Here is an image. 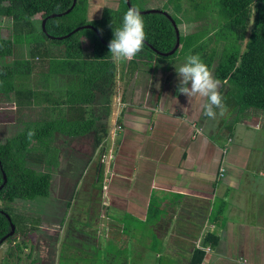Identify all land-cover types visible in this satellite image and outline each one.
Here are the masks:
<instances>
[{
	"label": "trees",
	"instance_id": "16d2710c",
	"mask_svg": "<svg viewBox=\"0 0 264 264\" xmlns=\"http://www.w3.org/2000/svg\"><path fill=\"white\" fill-rule=\"evenodd\" d=\"M184 1L187 6L184 10L181 0H175L172 7L177 12L183 11L182 18L169 10L168 3L160 8L171 16L178 29L179 45L174 53L168 56L158 54L170 51L175 45L177 35L170 18L162 11L141 13L146 39L143 49L132 60L157 59L167 62L179 56L180 62H184L188 55H198L213 76L221 81L219 92L232 117L231 123L224 124L220 119L215 124L218 126L215 130L218 134L226 130L234 138V122L249 110L264 114V0ZM129 2L134 6L133 0ZM72 4L73 0H0V17L10 18L13 29L11 37H0V101L11 102L16 108L49 106L52 111V115H47L43 121L29 122L23 132L0 143V202L47 196L50 173L37 171L28 164L57 167L59 149L51 145L56 133L63 137L85 135L95 130L98 121L108 117L107 110L102 112L92 107L98 103L107 108L115 88L117 64L110 55L108 44L102 42L91 28L73 32L61 39L57 37L68 34L77 26L91 24L104 40L110 42L114 38V28L121 25L123 15L129 8L122 0L117 9L103 8L99 18L89 20L86 0H76L68 13L48 17L66 11ZM37 14L47 18V32L54 38L44 32L42 23L39 30L33 25L31 20ZM204 18L209 22L208 29L184 34L180 32L178 26L183 21L194 22ZM82 32L91 40L89 58L100 60L98 74L75 72L76 60L84 58L80 40ZM49 41L52 45L61 46L62 53L44 61L46 50L43 48ZM26 42L33 43L29 50L31 55L13 56V45ZM11 54L14 58L10 56L12 59L5 62L3 56ZM33 72L48 76L77 74L81 81L76 87L58 91L55 98L53 90L34 89L29 82H21L24 78L27 81ZM122 77H125V67ZM98 98H101L100 102ZM198 119L199 115L196 124ZM30 131L35 133L31 138L28 135ZM42 142H46V149L36 150V145ZM96 172L100 173L99 167ZM151 199L148 218L159 214L158 203ZM0 209L9 214L1 205ZM11 221L15 230L5 240H12L16 235V223L12 217ZM9 230V221L0 212V238ZM204 255L203 250L195 249L189 264L203 263Z\"/></svg>",
	"mask_w": 264,
	"mask_h": 264
},
{
	"label": "rangeland",
	"instance_id": "374dc122",
	"mask_svg": "<svg viewBox=\"0 0 264 264\" xmlns=\"http://www.w3.org/2000/svg\"><path fill=\"white\" fill-rule=\"evenodd\" d=\"M117 1L118 0H108L107 6L113 7L115 6L113 3H116ZM121 1L122 0H120L119 3ZM174 1L175 0H133V4L139 8V10H143L150 8L151 6L161 8L165 3H168L169 10L182 18L184 15L183 11L177 12L176 10H172ZM181 1H183L182 9L184 10L187 6L185 5L184 0ZM102 2L103 0H98V2H95L96 6L90 7L89 1L87 0V12H89L91 8L92 13L98 18L101 14ZM86 14L88 15V13ZM42 18L43 14H38L33 19L37 28L40 27ZM0 24V37L12 36L13 29L11 27V19L5 17L0 18ZM208 24L209 22L204 18L194 22L183 21L178 27L180 32L184 34L192 30L208 29ZM80 37L83 52L88 55L91 49V42L88 38L89 36L82 32L80 33ZM49 42H47V44L53 49L51 54L53 56L60 55L62 53V47L52 45ZM12 54L17 57H24L29 56L30 51H28L27 44L22 46L14 44ZM12 54L5 55L3 58L10 60L14 58L12 57ZM10 56L12 58H10ZM178 58L179 56L170 58L167 62L159 61L157 59L149 61L145 59L141 61L138 59L131 61L115 60L117 64L116 84L110 97V105H108L107 108L101 107L98 103L95 106H92L98 111L101 110L103 112L107 110L109 112L108 117L97 122V127L95 128L96 131H90L85 135L63 137L61 136L62 134L56 133V139L51 143V145H54L59 149V152L57 153V167H53L54 169L46 167V164H40V166H38V164H29V166L37 171L50 173L51 178L48 195L37 196L34 199L28 200L17 199L12 202H0V205L9 212L10 217L15 221L16 234L17 232L19 233L25 219L43 227H49L51 224L57 222L60 223L65 213L68 222L66 223V228L69 230L68 241H72V243L79 242L83 245L85 244V240L93 232L89 231V229L92 230V226L95 223V221H93L85 225V221L88 222L89 218L97 215L98 209L104 204H106L108 208V202L100 198L102 189H100L99 186H93L91 175L86 174V172L83 174V171L86 170L85 165L87 164L90 166V161L98 159L104 150L107 149L108 153L111 147V140L107 139L106 142L102 143V138L110 135V133L116 129H118L117 144L110 152V160L113 163V167L111 174L112 181L109 186L114 193L113 197L115 200L112 206L109 207V209L113 211V217H110L112 219L122 218L121 210H124L122 207L123 198L116 194L119 189L123 192L126 191L124 180L128 173L131 172L134 174L136 180L135 182H132L129 193L136 189L143 194H147L146 191L148 190L149 185L145 184V182L152 183L153 176L149 171L140 173V167L142 168L146 165L145 160L147 161L149 158L153 159L156 157L167 158L166 154L169 152V149L172 148L174 140L179 144L177 145L178 147L186 145V139L179 137V140H177V130L174 133V127L177 124L179 125L181 118H184L185 116V118L191 123L193 118L197 119L199 115L198 126L201 128L196 130L198 132H196L195 129L191 130H194L198 136L200 133H205L204 140L207 142H209V135H220L218 136V140H221L224 135L227 136L229 134L226 130L220 132V134L215 130V128L218 127L215 124H217L220 119L224 121V124L226 122L231 123L232 117H230L229 108L225 107L223 114H221L220 109H217L215 118L207 117L202 112L197 115L191 110L188 97L183 94H178L177 86L179 78L176 72V67L185 62H183V60L180 62ZM124 67L125 77L123 78L122 72ZM38 74V72H33L28 77L27 81L24 78L21 82L26 84L29 82L30 86L34 89L47 88L46 90L48 91L53 90L54 94H56L54 95L55 98L58 97V91L70 87H76L81 81V77L77 74L68 75L67 73H61L50 74L49 76ZM11 98L14 99V97ZM184 99L187 100L185 106L183 105L185 102ZM100 100L101 98H98L99 102ZM171 100H175V103L173 104ZM41 104L46 105L45 102H41ZM176 104L179 111H176L173 115L172 112ZM49 108V106L33 105L29 110L26 108L23 110L22 107H15L14 109L12 103L0 101V143L23 132L29 122L34 120L43 121V119L47 118V115H52V111ZM49 110L51 112H49ZM123 110L124 115L122 114ZM137 122L141 124L139 129H136L134 126ZM190 123L189 127L191 126ZM247 125L249 127H246ZM263 126L264 114L249 110L239 121L234 122V138L227 142V152L225 154L221 152L220 148H222V145L219 146L220 148L217 147L218 151L220 150V153L224 155V158L238 159L237 163L232 166L233 171L244 172L238 177V181L236 180V183L239 184L236 191L238 194L230 195V197L226 199L227 205H224L225 210H228L229 214H231L232 221L239 218L238 215H240V208L242 209L241 199L244 189L245 191H252V193L255 194L253 207L256 209V216H258V218L264 216L259 212L260 206L264 204V180L260 179V177L256 178L258 172V159H264ZM222 127L224 126L222 125ZM191 130H187L188 135H190ZM131 132H133V135H131ZM112 135L114 136V133H112L111 136ZM46 146V142L39 143L36 145V150L43 151L46 149ZM242 158H254L253 166L249 169L242 170L243 167L240 165L245 163V160ZM106 160H104V163H106ZM135 160L136 163H134ZM237 166H239L240 169H236L238 168ZM229 179H232V177ZM229 183L234 184L232 180ZM82 200L83 203H86L83 212L84 218L79 209V201L81 202ZM195 201L196 200L192 197L187 200L182 199L181 201L180 207L182 209L180 210L179 220L187 222L188 226L183 227V230L185 231L194 230L193 223L189 221V219L191 216V209L195 207L197 208ZM30 202L34 203L33 207L28 206L30 205ZM68 204H74L75 206L73 205L69 209H66L65 207ZM27 209L31 211L29 212ZM32 209L36 210L32 211ZM46 212L48 215H45ZM75 219L83 220V222L78 228L73 229L75 226H78V224L76 225ZM99 222H101V220ZM255 225H257L255 230L263 229L264 219H257L256 217ZM156 226L158 231L162 233V227L158 225ZM145 227L147 231L151 229L148 225ZM157 237L158 238L155 239L159 242L160 239L165 240V243H163L165 250L167 239L159 236ZM171 238L172 236L169 234L168 242H170ZM184 238L186 239V237L177 238L176 241L185 242ZM50 239H52V237H50ZM55 239L56 237H54L51 242V248L48 251L49 253L55 252ZM253 239H255V237H253ZM10 241L11 240H4L0 244V264L9 263L7 262V260H9V257L7 256L9 255L6 253H14L18 248L16 244L11 243ZM151 241L156 242L152 239ZM38 248L39 246L37 245L36 250ZM153 249L154 244H150L147 241L146 256L150 260H145V264H172L173 261H177V257L174 256L176 249H170L168 251L163 250L164 255L160 263L157 259H153ZM33 251L35 252V249ZM182 261H184L183 256L174 264H182ZM109 263L129 264L122 260H108L107 264ZM74 264L81 263L76 261Z\"/></svg>",
	"mask_w": 264,
	"mask_h": 264
},
{
	"label": "crops",
	"instance_id": "0c3cea01",
	"mask_svg": "<svg viewBox=\"0 0 264 264\" xmlns=\"http://www.w3.org/2000/svg\"><path fill=\"white\" fill-rule=\"evenodd\" d=\"M88 1L90 7L96 6L95 2H98V0ZM119 1L113 3L117 7L110 8L117 9L121 3ZM107 5L108 0H103L102 10L109 7ZM91 10L90 8L87 12V18L89 20L97 19V16ZM36 16L31 21L37 28L33 21ZM39 29L40 27L37 28V30ZM24 44H27L28 51L30 47H33V43L30 42L18 45L22 46ZM50 48L51 46L46 43L43 48V50H46L44 61L53 58L51 54L53 49ZM7 61L9 60L5 62ZM74 67L76 73L98 74L100 72V60L89 58V54H84V58L76 60ZM184 101L183 105L185 106L187 100L184 99ZM171 102L174 104L175 100H171ZM30 107L32 106L23 107V110L25 108L29 110ZM176 111H179L177 104L172 112L173 115ZM122 114L124 115V110ZM196 120L193 118L190 123L184 116V118H181L179 125L177 124L174 127V133L177 130L176 139L179 140V137L186 139V145L178 147L179 144L174 140L172 148L166 154L167 158L156 157L153 158L154 160L149 158L147 161L145 160L146 165L140 167V173L149 171L153 176L152 183L145 182L149 185L146 191L147 194H143L136 189L129 193L132 182L136 180L134 174L128 173L124 180L126 191L123 192L119 189L116 194L123 198L122 207L124 210H121L122 218L120 219L110 218L113 211L109 207L115 202L114 193L109 186L112 181L113 163L111 160L106 159H104L106 160V163H104L103 159H100L101 156L98 159H90L91 164L90 166L85 165L86 170L83 171V174L84 172L90 174L92 185L99 186L102 189L100 198L108 202V208L104 204L98 209L97 215L89 218L88 222L85 221V225L95 221L92 230L89 229L93 232L87 237L88 240H85V244L68 241L69 230L66 228L68 222L65 213L60 223L51 224L49 227H43L25 219L19 233L17 232L10 241L17 245V250L14 253L5 252L9 255L7 256L9 257L7 262L9 263L7 264H74L76 261L81 264H107L108 260H122L129 264H145V260H150L146 256L147 241L154 244L153 259H157L159 263L162 260L164 251L176 249L174 256L177 257V261L183 256L184 261L181 263L189 264L194 250L201 249L205 253L201 264H264V228L255 230L257 228L255 218L264 219V216L261 218L256 216V209L253 207L255 194L252 191L243 190L242 209L239 210V218L232 221L231 214L228 210H225L224 205H227L226 199L230 195L238 194L236 191L239 184L236 183V180L238 181V177L244 172L233 171L232 169L238 159L224 158L222 154H225L228 150V148L226 149L229 141L227 137L224 135L225 137L223 136L221 140H218L220 135L208 136L209 142H207L204 140L205 133H200V137L197 135L196 132L198 131L196 130L201 127L195 123ZM189 129H195L196 132L191 130L190 135H188L187 130ZM111 134L103 137L102 143L106 142L107 139H112L111 147H115L118 138L116 137L113 140ZM131 135H133V132H131ZM221 145L222 148L219 147ZM217 147L220 148L222 153H220V150L218 151ZM104 152H107V149ZM242 159L245 160V163L240 165L243 167L242 170L253 166L254 158ZM136 160L134 163H136ZM47 167L53 168L54 166ZM98 167L100 169L99 174L96 172ZM237 167L236 169H240L239 166ZM221 170L224 171L222 175H220ZM257 170L256 178L260 177L264 180L263 158L258 159ZM231 177L232 179H229ZM231 180L234 184L229 183ZM191 197L196 200L195 204L197 206L196 209L189 208L191 209L189 221L193 223L194 230L185 231L183 227L188 225L187 222L179 220L180 210L182 209L180 206L182 199L187 200ZM151 198H154L158 203L159 214L156 217L148 218L147 210ZM33 204V202H30L28 206L33 207ZM73 205L68 204L65 208L69 209ZM85 205L86 203H83V200L79 201V209L83 218ZM35 210L32 209V211ZM259 212L264 215V204L260 206ZM45 215H48V213L46 212ZM75 220L78 226L73 229L78 228L83 222V220ZM100 220L101 222H99ZM146 225L151 229L147 231ZM156 225L162 227V233L158 231ZM169 234L172 236L170 242H168ZM157 236L167 239L165 250L163 245L165 240L159 238V242L155 239L158 238ZM54 237H56L55 252L49 253ZM183 237H186V239L184 238L185 242L176 241L177 238ZM151 239L156 242H152ZM37 245L39 248L36 250ZM207 248H209L208 252L206 251ZM177 261H173L172 264Z\"/></svg>",
	"mask_w": 264,
	"mask_h": 264
},
{
	"label": "clouds",
	"instance_id": "9594fccd",
	"mask_svg": "<svg viewBox=\"0 0 264 264\" xmlns=\"http://www.w3.org/2000/svg\"><path fill=\"white\" fill-rule=\"evenodd\" d=\"M145 39L146 33L141 12L139 8L131 7L124 13L121 25L114 28V38L108 45L110 55L114 60L131 61L143 49ZM176 72L179 78L177 92L188 97L194 114L198 115L202 112L207 117L215 118L216 109H220L223 114L225 106L219 92L221 81L213 76L211 70L198 55H188L185 62L176 67ZM134 126L139 129L141 124L137 122ZM34 134L30 131L29 138ZM226 137L228 140L231 139L229 135ZM110 140L112 145V139ZM112 148L113 146L110 147L108 153L103 151L100 156L108 154L106 159L110 160Z\"/></svg>",
	"mask_w": 264,
	"mask_h": 264
},
{
	"label": "water",
	"instance_id": "95a60500",
	"mask_svg": "<svg viewBox=\"0 0 264 264\" xmlns=\"http://www.w3.org/2000/svg\"><path fill=\"white\" fill-rule=\"evenodd\" d=\"M75 3H76V0H73V4H72V6H70V8H68L66 11H64V12H62V13H55V14L53 13V14H50L48 17H53V16H55V15L60 16V15H62V14L68 13V12L71 10V8L75 5ZM126 3H127V5H128V7H130V8L132 7V5H131V3L129 2V0H126ZM158 11H162L165 15H167V16L170 18V20H171V22H172V24H173V26H174V28H175L176 35H177V36H176V42H175V45H174V47H173L170 51H168V52H162V53H161V52H158V54H160V55L168 56V55H171L172 53H174V51L176 50V48H177L178 45H179L178 29H177V26H176L174 20L171 18V16H170L166 11H163V10H161V9L149 8V9H143V10H140V12H141L142 14L150 13V12H158ZM46 20H47V18H45V19L43 20V22H42L43 30H44V32H45L49 37L54 38L55 36H52V35L48 34V32H47V29H46ZM84 28H91V29H93V30L95 31V33L99 36V38L101 39V41L104 42V43H107V44L109 45V42H107L106 40H104V39L101 37V35H100L98 29L95 28V27H94L93 25H91V24H85V25L77 26L76 28H74V29H73L71 32H69L68 34H66V35H64V36H58L57 38L61 39L62 37H67V36H69L71 33L76 32V31H80V30H82V29H84ZM4 181H5V180H4V178H3V183H4ZM0 186H1V185H0ZM0 212L4 214L5 218L7 219V221H9V224H10V230L7 231V232H6V233L0 238V243H1V242H2L7 236H10V235L13 234L14 229H15V226H14L13 222L11 221V218H10V215H9V214L5 213V212H4L3 210H1V209H0Z\"/></svg>",
	"mask_w": 264,
	"mask_h": 264
},
{
	"label": "built area",
	"instance_id": "2783aa9c",
	"mask_svg": "<svg viewBox=\"0 0 264 264\" xmlns=\"http://www.w3.org/2000/svg\"><path fill=\"white\" fill-rule=\"evenodd\" d=\"M112 133H114V136L112 135V138H113V140H115V138L118 136V129L114 130ZM104 156H106V155H102L101 159H103V160L106 159V157H104ZM222 173H223V170L220 171V175H222ZM206 251L208 252L209 248H207Z\"/></svg>",
	"mask_w": 264,
	"mask_h": 264
},
{
	"label": "flooded vegetation",
	"instance_id": "af4514ba",
	"mask_svg": "<svg viewBox=\"0 0 264 264\" xmlns=\"http://www.w3.org/2000/svg\"><path fill=\"white\" fill-rule=\"evenodd\" d=\"M125 2H126V0H125ZM121 4V3H120ZM132 7H134V6H132ZM150 8H155V7H150ZM146 9H149V8H146ZM156 9H160V8H156ZM36 16V15H35ZM45 18H44V15H43V18H42V21H41V23L43 22V20H44ZM95 27V26H94ZM96 28V27H95ZM89 38V37H88ZM89 40H90V38H89ZM90 42H91V40H90ZM31 54H29V56H30ZM29 56H24V57H29ZM17 57V56H16ZM18 57H20V56H18ZM31 75V74H30ZM4 102H7V101H4ZM7 103H11V102H7ZM13 106H14V109H15V105L13 104Z\"/></svg>",
	"mask_w": 264,
	"mask_h": 264
}]
</instances>
